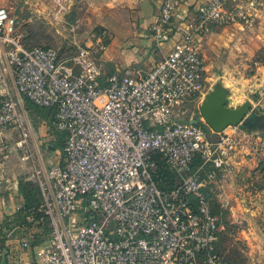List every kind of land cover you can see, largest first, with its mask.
Segmentation results:
<instances>
[{"label": "built area", "instance_id": "2783aa9c", "mask_svg": "<svg viewBox=\"0 0 264 264\" xmlns=\"http://www.w3.org/2000/svg\"><path fill=\"white\" fill-rule=\"evenodd\" d=\"M160 3L150 25L157 42L168 39L181 11L184 25L168 55L140 77H105L106 28L65 58L53 47L26 45L16 17L0 7V156H34L22 99L55 109L54 124L68 134L61 161L39 175L40 211L52 232L35 264H228L202 172L227 164L240 135L211 137L202 120H183L175 110L206 95L204 37L253 23L264 0ZM8 130L18 132L13 145ZM165 167L173 180L162 178Z\"/></svg>", "mask_w": 264, "mask_h": 264}, {"label": "crops", "instance_id": "0c3cea01", "mask_svg": "<svg viewBox=\"0 0 264 264\" xmlns=\"http://www.w3.org/2000/svg\"><path fill=\"white\" fill-rule=\"evenodd\" d=\"M67 1L76 5L79 20L85 26L94 28L95 31L106 28L111 33V49L104 56V65L108 67L112 64L113 74H131L136 77L145 75L172 50L179 30L184 25V11H181L172 24L168 39L159 43L151 34L150 25L159 11L160 0ZM195 1L197 0H190V4L193 5ZM238 25L240 24L215 28L204 37L202 46H206L211 38H215L220 28L228 29ZM244 25L251 31L249 42L255 40L258 47L264 48V7L258 12L253 23ZM228 85L233 86V83ZM234 98L239 101L237 97ZM242 100L248 101L247 104H250L256 115H264V64L257 67L256 74L249 80ZM27 103L25 99L20 101L21 111L26 114ZM238 128L246 129L247 135L250 136L247 124L230 126L221 133L209 128L208 132L212 131L210 134L218 138L219 134H232ZM4 135L12 145L18 139L17 130H8ZM256 140L263 141V146L255 149L246 142L240 150L231 155L228 163L222 168L221 178L216 182L219 200L230 208L233 222L247 220L250 225L254 224V217L261 215L260 209L264 208V139L258 136ZM40 173L39 166L33 171L16 150H12L5 159L0 156V247L5 252L0 264H15L17 261L35 264L43 258L51 245V237L40 239L38 232L33 229L38 227L41 221L30 222L27 219L28 222H23V219H20V214L24 213L22 211L27 205V194L30 195L34 188L39 187V190L36 189L39 193L34 191L36 194L33 192L34 197L29 199L42 200ZM238 176L241 179L240 185H237ZM249 231L252 232L253 228ZM25 240L31 242L29 248L22 245ZM35 240L40 242L34 245Z\"/></svg>", "mask_w": 264, "mask_h": 264}, {"label": "rangeland", "instance_id": "374dc122", "mask_svg": "<svg viewBox=\"0 0 264 264\" xmlns=\"http://www.w3.org/2000/svg\"><path fill=\"white\" fill-rule=\"evenodd\" d=\"M0 7L8 9L16 17L19 32L26 45L53 47L60 50L65 58L75 55L79 47L89 42L95 33L94 28H88L81 23L76 5L67 0H0ZM226 29L220 28L215 38H211L203 47L207 67L205 97L216 90H223L227 93L228 105L239 107L248 102L242 99L257 67L264 64V48L258 47L255 40L249 42L251 31L244 24ZM109 66L106 67L105 74L108 69L113 70V65ZM230 82L233 86L228 85ZM200 105L201 103L182 104L175 113L183 120L194 118L201 121ZM25 108L27 114L23 111L21 113L30 130L34 150L33 158L27 163L33 171L38 166L40 171H44L62 158L63 151L60 146L65 144V139L62 140L61 136L63 130L57 128L47 112L29 106L28 103ZM256 113L259 114L258 111ZM210 132L207 131L208 135L213 137ZM236 132L240 135V140L234 152L240 150L247 141L255 149L263 144V141H257L256 138L259 136L264 139V128L250 129L249 140L244 137L248 132L246 129L238 128ZM22 156L20 151V157ZM225 165L217 166L212 163L202 172L205 191L214 205L216 218L221 226L218 243L220 252L230 264H264V208L260 209L261 215L254 217L253 225L247 220L233 222L230 208L221 203L216 190V182L221 178ZM237 179V185H240V177ZM25 228L29 229L28 226ZM250 228H253L252 232L249 231ZM33 229L42 239L44 227ZM47 229H50L48 236L51 237L50 219Z\"/></svg>", "mask_w": 264, "mask_h": 264}, {"label": "water", "instance_id": "95a60500", "mask_svg": "<svg viewBox=\"0 0 264 264\" xmlns=\"http://www.w3.org/2000/svg\"><path fill=\"white\" fill-rule=\"evenodd\" d=\"M202 121L215 132L230 126L246 125L249 129L264 128V115H256L250 104L239 107L228 105L227 93L216 90L208 94L199 107ZM198 123V120L194 121Z\"/></svg>", "mask_w": 264, "mask_h": 264}, {"label": "trees", "instance_id": "16d2710c", "mask_svg": "<svg viewBox=\"0 0 264 264\" xmlns=\"http://www.w3.org/2000/svg\"><path fill=\"white\" fill-rule=\"evenodd\" d=\"M43 47H49V46H43ZM109 68H110V66H109ZM114 72H113V70H109L108 69V71H107V73H106V75H105V77H107V76H110V75H112ZM104 83V82H103ZM27 102H28V104H29V106H32V107H34V108H39V109H41V110H43L44 112H47V114H48V116H49V114L52 116V118L54 117V115H55V109H53V108H43V107H38V106H35L33 103H31L30 101H28L27 100ZM47 117V116H46ZM204 128H205V130L206 131H208V129H207V126H204ZM67 132L66 131H63V133L61 134V136H62V140H64L65 139V141H66V138H67ZM64 146H65V144L63 145H61L60 146V149L63 151L64 150ZM202 163H203V160H202V158L199 156L197 159H196V161H195V164H194V167H199L200 165H202ZM166 169L164 170V173H163V175H162V178H168L169 180H173V178L175 177V174L173 173V172H171L170 171V169L169 168H167V167H165ZM204 169H205V167H204ZM202 178H203V174H202ZM172 185H174V184H172ZM39 190L38 188H34L33 190L34 191H36L37 192V190ZM31 191H32V188H31ZM34 191H32L31 192V194L30 195H28L27 194V197H28V201H27V205H26V208H25V210H23L22 212H24V213H21L20 215V219L22 218L23 219V222L24 221H26V222H28V217H32L33 219H34V221H42V222H40L39 224H38V227L37 228H42V227H44V233L42 232V236L43 237H47L49 234H50V229H47V226H48V224H49V218L42 212V211H40V208H41V201L42 200H40V199H35L34 201L33 200H31L32 198H31V196H33L34 197V195H32L33 194V192ZM35 193V192H34ZM37 193H39V192H37ZM36 194V193H35ZM29 198H31V199H29ZM212 206H213V210H214V214H215V216H216V212H215V208H214V205L212 204ZM23 214V215H22ZM32 226V225H31ZM41 236V237H42ZM42 237V238H43ZM40 241H38V240H35V244L34 245H36L37 243H39ZM218 249H219V244H218ZM219 251H220V249H219ZM226 261L228 262V264H230L229 263V261H228V259L226 258Z\"/></svg>", "mask_w": 264, "mask_h": 264}]
</instances>
